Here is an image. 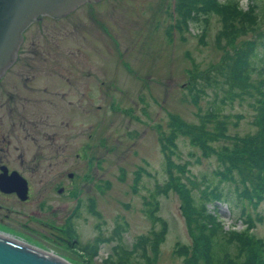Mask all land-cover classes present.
Wrapping results in <instances>:
<instances>
[{
	"label": "rangeland",
	"instance_id": "1",
	"mask_svg": "<svg viewBox=\"0 0 264 264\" xmlns=\"http://www.w3.org/2000/svg\"><path fill=\"white\" fill-rule=\"evenodd\" d=\"M235 1L240 10L251 2ZM255 2L257 9L264 6V0ZM175 7L176 0L89 1L63 18L44 17L27 29L21 61L9 70L6 81L14 95L9 101L15 128L0 100V155L7 152L12 160L20 155L31 193L27 201H0L16 205L18 218L36 232H5L51 250L70 264H128L116 251L132 250L136 243L135 256L144 248L146 264H185L179 252L187 253L191 239L161 140L170 134L171 115L197 122V113L210 110L214 96L220 99L216 93L223 94L224 84L219 76L223 85L218 87L200 79L203 74L196 77L200 91L188 85L196 65V71L205 73L224 51L215 45L222 26L216 15L207 22L193 16L179 25ZM260 28L264 34V23ZM220 114L231 116L229 135L253 132V110L246 100L223 105ZM30 120L39 126L28 124ZM178 135L171 175L180 173L176 165L186 164L185 175L196 179L199 188L203 178L219 182L217 155H203L188 135ZM168 180L170 188L156 197L162 223L152 224L144 213L145 198ZM219 183L220 191L232 199L230 211L226 201L216 204L226 228L247 226L264 241V201L253 205L234 193L233 183ZM61 185L65 189L59 193ZM191 191L199 196L198 188ZM72 208L76 212L67 227L63 222ZM248 216L252 223H243ZM162 225L163 240L155 242L151 232ZM58 235L76 239L74 246L59 244ZM88 243L97 247L91 258L84 250ZM182 245L188 247L180 250Z\"/></svg>",
	"mask_w": 264,
	"mask_h": 264
},
{
	"label": "trees",
	"instance_id": "2",
	"mask_svg": "<svg viewBox=\"0 0 264 264\" xmlns=\"http://www.w3.org/2000/svg\"><path fill=\"white\" fill-rule=\"evenodd\" d=\"M175 13L178 22L184 24L193 16L196 20L207 18L214 14L221 21V28L215 35V45L224 51L220 61L212 65L205 73L196 71L195 77L188 85L191 90L197 88V78L213 82L214 87L224 84L223 94L214 96L213 106L204 114L197 113V122H186L175 115L170 117V134L161 140V150L165 156L166 168L172 184L180 198V208L185 218L187 232L191 239L187 253L179 252L185 257V264H264V241L245 226L240 230L227 227L218 216L216 204L225 202L230 211L232 199L220 191L219 182L227 180L233 183L234 193L245 197L253 205L264 201V34L261 24L264 23V6L257 9L255 0H251L245 10H240L238 2L227 0H176ZM175 18V16H174ZM176 22V20H175ZM174 22V23H175ZM254 35V36H253ZM252 36V37H251ZM239 37H244L237 42ZM237 43V44H236ZM215 72V74H214ZM198 76V77H197ZM219 76L222 83L217 80ZM197 77V78H196ZM198 81V80H197ZM194 88V89H193ZM200 91V90H199ZM194 98V99H193ZM192 94V99L196 102ZM247 101L253 110L250 123L253 132L244 135H229L227 125L231 123L230 115L220 114L222 106L234 101ZM240 118V115H236ZM180 135H188L190 141L197 145L203 155L214 153L218 157L221 168L215 174L220 176L219 182L213 179L197 180L185 175L186 164L176 165L178 175H171L175 166L171 159L176 146L175 139ZM220 140L230 141L229 144H216ZM184 177V178H183ZM185 179V182L182 181ZM186 181L190 187L187 186ZM198 188L199 196L194 197L191 188ZM170 188L169 180L162 185L157 184L155 190L145 198L144 213L152 224L162 223L156 214L158 210L157 194L166 193ZM234 194V195H235ZM229 200V201H228ZM209 205L213 208L209 209ZM250 223L248 216L243 223ZM122 225L116 226V231ZM165 227L152 231L155 242L163 240ZM147 238L143 239V242ZM98 241H104L98 238ZM132 250L120 248L116 253L119 259L128 264H146L148 257L144 248L135 256L137 243ZM188 246H179L180 250ZM85 253L90 258L97 252L93 243L85 246ZM135 250V251H134Z\"/></svg>",
	"mask_w": 264,
	"mask_h": 264
},
{
	"label": "water",
	"instance_id": "3",
	"mask_svg": "<svg viewBox=\"0 0 264 264\" xmlns=\"http://www.w3.org/2000/svg\"><path fill=\"white\" fill-rule=\"evenodd\" d=\"M87 1L97 0H0V76L15 61L22 33L33 21L45 15H66ZM0 185L7 187L8 180L1 179ZM18 193L21 200L27 199V184L23 178ZM56 257L16 238L0 235V264H70Z\"/></svg>",
	"mask_w": 264,
	"mask_h": 264
},
{
	"label": "flooded vegetation",
	"instance_id": "4",
	"mask_svg": "<svg viewBox=\"0 0 264 264\" xmlns=\"http://www.w3.org/2000/svg\"><path fill=\"white\" fill-rule=\"evenodd\" d=\"M97 1H99V0H97ZM97 1H94V2H97ZM87 2H89V1H87ZM84 3H86V2H84ZM81 5H79L78 7H80ZM73 11H71V12H73ZM44 17L59 18L60 19V18H63L64 15L59 16V17H51V16L45 15V16H42L39 19L33 21L22 33V42H21L20 47L17 51L15 61L13 62V64L10 67H8L6 69V71L3 73V75L0 76V100H2L1 101V109L3 111H4V109H6L5 114L7 115L8 119L10 120L11 126L13 128H15L17 126V123L12 116V114L14 112V107L10 106L11 102L9 101V99L12 100L14 98V95L12 94V91H11L12 87L6 83V81L8 79L7 74L9 72V70H11L13 67L18 65V63L21 61L20 57L22 55V51L25 50V41H26L27 29H29V27L34 22L40 21ZM33 50H36V49L34 48V49H32V51ZM16 85H17V87H15V88H17V90L20 91L21 90L20 89L21 84L16 83ZM16 95L19 97L18 92H16ZM19 124H20V122H19ZM28 124H32L35 127L39 126L38 123H35L34 121L32 122L31 120ZM52 135H56V134L52 133ZM0 142H2V138H0ZM4 144L7 146V148H9V140H5ZM2 148H5V147H2ZM6 153H2L0 155V182H1V179L5 178L6 180H8V185H7V187H1V185H0V198L1 197L2 198L6 197L9 199L12 198L16 203L21 202V201H27V200H29L30 193H31V184H30V181L28 180V177L25 175L27 171L21 169L20 155L12 160L11 158H8L7 155H5ZM76 156H78L77 153H76ZM22 162H24V160H22ZM70 174H68L69 178L72 177V175H70ZM21 178L25 179L26 184H27V196L28 197L26 200H21L20 195L18 193V189H19L20 184H21ZM4 188L8 189V191H5ZM64 189H65V186L61 185L60 187L57 188V191L60 193ZM15 207H16V205H13V206L12 205H6L0 201V235L15 238L17 236L11 235L10 233L5 232V231L12 232L14 230V231L22 232L24 234H29V232H33V231L36 232L31 225L24 223V222H21L20 218H18L19 211ZM75 212H76V208H72L71 214H69L67 217H65L66 219L63 222L65 225L68 223L69 216L74 215ZM67 227H68V224H67ZM22 228H24V229H22ZM32 234H35V233H32ZM57 238H59V241H57L59 244H65L66 246L69 245L71 247H73L75 244V243H73V241H76V239L75 240L73 239V241H70L69 238H65L61 235H58ZM16 240H21V239L17 237ZM22 241L27 243V244H30L25 240H22ZM30 245H32V244H30ZM32 246L38 247L35 244ZM38 248H40V247H38ZM48 251L53 253L51 250H48Z\"/></svg>",
	"mask_w": 264,
	"mask_h": 264
},
{
	"label": "bare ground",
	"instance_id": "5",
	"mask_svg": "<svg viewBox=\"0 0 264 264\" xmlns=\"http://www.w3.org/2000/svg\"><path fill=\"white\" fill-rule=\"evenodd\" d=\"M2 236H3V235H2ZM18 241H21L22 243L27 244V243L23 242L22 240H18ZM27 245H30V244H27ZM33 247H34V246H33ZM45 251H46V250H45ZM48 253H51V252L48 251ZM51 254H54V253H51ZM54 256H55V257L57 256L56 258H59V257H60V258H62V260H63V257H61V256H59V255L54 254ZM63 261L68 262V261L65 260V259H64Z\"/></svg>",
	"mask_w": 264,
	"mask_h": 264
}]
</instances>
